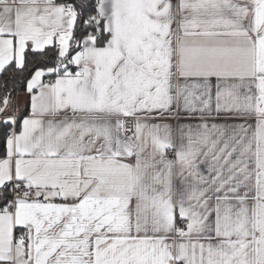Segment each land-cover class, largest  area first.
<instances>
[{"label":"snow or ice","instance_id":"snow-or-ice-1","mask_svg":"<svg viewBox=\"0 0 264 264\" xmlns=\"http://www.w3.org/2000/svg\"><path fill=\"white\" fill-rule=\"evenodd\" d=\"M0 264H264V0H0Z\"/></svg>","mask_w":264,"mask_h":264}]
</instances>
